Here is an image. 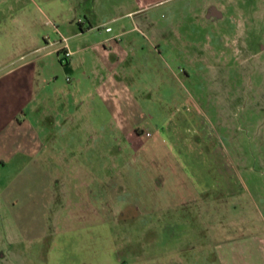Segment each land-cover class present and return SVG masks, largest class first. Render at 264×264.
<instances>
[{
    "label": "rangeland",
    "instance_id": "374dc122",
    "mask_svg": "<svg viewBox=\"0 0 264 264\" xmlns=\"http://www.w3.org/2000/svg\"><path fill=\"white\" fill-rule=\"evenodd\" d=\"M145 1L146 6H141L124 0L127 6L114 10L113 21L98 29L86 30L90 22H85L83 35L72 38L73 45H92L75 52L67 61L54 60L51 68L55 72L47 91L54 83L62 82L73 89L72 85L79 82L75 94L80 101L72 119L61 123L64 127L60 130L52 125L55 110L45 106L49 112L36 129L45 150L18 154L0 165V252L6 253L0 264H183L180 249L189 254V262L184 264H218L214 257H195L197 248L188 246L195 238L187 232L189 241L181 240L182 227L160 224L150 230L140 221L135 222L131 212L116 215L117 207L110 196L108 214H103V203L95 199H85L75 209H61L68 206L67 198L57 194L58 177L50 180L56 153L61 150L70 154L68 149L75 146L72 151L79 161L87 148L84 141L89 139L91 161L108 163L107 169L90 170L95 175L96 170L115 175L112 162L135 159L121 142L135 127L149 131L148 138L159 144L152 154L159 157V149H164L171 162H181L177 144L172 141L181 137L187 144L197 138L200 149H211L212 156H218L219 186L226 190L229 182L236 193L214 189L208 192L209 198L205 194L209 199L202 206L205 215L195 222L198 229L202 228L201 221L209 230L213 228L212 232H204V241L230 238L227 229L243 222L239 218L242 209L248 210L257 224L253 210L264 203V15H260L264 8L259 7L258 0H206L209 11L206 7L201 12L205 0ZM2 2L0 19L9 12ZM130 2L136 3L135 8ZM12 7L14 12L19 9L18 4ZM132 8L137 10L127 17L125 11ZM217 10L223 13V22L209 16ZM246 18L252 22L245 23ZM4 25L0 22L1 32ZM106 25L112 28L109 34H123L111 41L118 44L104 55L102 45L93 43L103 39ZM73 27L79 30L76 23ZM164 33L173 38L164 39ZM62 37L54 33L45 36V41L53 44ZM154 45H158L157 50ZM219 50L220 54L215 55ZM200 53L202 58L196 60ZM35 56L26 55L27 59ZM47 73L40 75L44 78ZM55 75L58 80H54ZM111 78L116 87L109 85ZM96 84L104 86V98L95 93ZM116 88L121 94L118 98L110 92ZM91 91V97L83 101ZM172 114L173 121L169 119ZM174 122L183 128V135L167 134ZM113 138L119 139V144L112 153ZM211 141L214 148L210 147ZM103 146L105 150L100 151ZM151 150L142 148L139 158L150 159ZM78 163L84 167V162ZM204 168L210 171L207 162ZM51 195L53 199L48 198ZM58 221L64 227L75 226L57 232ZM46 224L54 227L41 235L39 228Z\"/></svg>",
    "mask_w": 264,
    "mask_h": 264
},
{
    "label": "crops",
    "instance_id": "0c3cea01",
    "mask_svg": "<svg viewBox=\"0 0 264 264\" xmlns=\"http://www.w3.org/2000/svg\"><path fill=\"white\" fill-rule=\"evenodd\" d=\"M123 1L3 0L2 3L8 6L9 12H6L5 17L0 19V22L5 24V29H2V32L0 31V56H2L0 59V165H4L6 160L18 154L27 155L37 153L40 149L45 150L44 145L39 142L38 130L36 131L40 121L44 120L49 112L44 109L45 106L50 107L51 111L55 110V114H52V125L58 126V130H60L64 127L61 123L72 119L76 105L80 101V97L75 94V88L79 82L72 85L73 89L62 82L54 83L51 85V90L47 91V86H49L51 77L55 72L51 66H54V60L60 61L62 57L61 48L64 42L60 40V42L54 41L53 44H50L45 41V36H51L54 33L56 36L63 34L66 38L67 48L71 52L67 58L69 60L75 52L85 50L92 45L90 43L80 44L77 47L73 45L72 38L75 39L83 35L84 23L90 22L86 30L92 31L101 27V24H106L110 20L113 21L114 10H118L124 5L127 6ZM128 1H136L137 4L141 3V6H146L145 0ZM258 1L259 7L264 8V0ZM131 2L130 6H136V3ZM152 2L157 4L161 0H152ZM13 4H18V11L14 12ZM206 7L208 9L205 0L200 6L201 12ZM134 8L127 9L124 14L127 17H132L137 10ZM206 11H209V9ZM242 13L245 12L242 10ZM211 15L218 18L217 21L223 22L221 20L223 13L220 10H217L215 14L209 12V16ZM248 21L249 23L252 22L247 18L244 22L248 23ZM74 23L78 25L79 30H74ZM23 24H29V26L26 27ZM107 27H110V30H105L106 34H104L103 39L93 43L95 46L102 45V54L104 55L110 54L115 45L118 44L117 42L114 45L111 41L116 40L123 34V32H117L111 35L109 33L112 28L109 25H106ZM141 35L143 34L141 33ZM162 35L164 39L173 38L171 34L164 33ZM134 38L138 39L137 37ZM106 43H109L108 47ZM157 46L154 45L153 48L157 50ZM28 54L37 56L27 59L26 55ZM201 54L197 58L195 57L196 60L202 58ZM219 54L220 50L215 52V55ZM45 56L49 57L47 61L43 60ZM44 71L48 73L43 78L40 73ZM55 77L56 79H53L58 80V75H55ZM109 81L111 87H116L113 78ZM69 82L72 83L73 80H69ZM94 87L95 93L104 98V86L96 84ZM110 92L115 93L117 98L121 96L117 88L110 90ZM92 93L93 91L86 93V98L84 96L81 98L84 97L83 101H85L88 96L91 97ZM108 95L111 96V94ZM173 115L175 116V114H172L169 117L171 121H173ZM163 125L165 124L163 123ZM133 130V133H126L125 138L123 135L124 140L121 139V142L123 144L124 141L123 148L125 150L134 153L135 159H131V162L126 159L123 162H112L111 167L115 168V175H109L106 172L107 170H96L98 175H95L90 170V167L107 169L108 163L91 161L89 156L91 141L89 139L84 141L85 148H87L86 151L84 150L82 158L79 157L80 159H78L80 162H84L83 168L78 163L79 161H76V155L73 154L72 150L76 148L75 146H73V149H68L70 154L61 153V150L56 153L55 159L57 161L52 162L54 171L50 174V180L55 181L58 177L59 189L57 194L61 193L67 198L68 206H63L61 209H75L78 203L83 200L92 201V199H95L103 203L101 207L102 209L104 207L103 214H108L110 204H108L107 198L110 196L114 199V205L117 207L116 215L119 213L121 215L125 211L127 213L131 212L130 215H137H134L133 218L136 219L135 222L140 221L141 224L147 225L145 229L153 230L156 228L155 226L160 224L176 225L182 227L183 234L180 238L187 242L189 241L187 240V232H190V236H194L195 242L189 241L188 246L197 248L195 251L196 258L201 256L214 257L218 264H264V203H262L261 208L253 210V217L254 220L256 218L257 224L252 222V214L248 210L242 209V215L240 214L239 218H242L243 222L238 225H229L227 229L230 238L226 241H204L202 239L204 232H212L213 228L209 230L201 221L202 228L198 229L195 222L199 220V217L202 219L205 215L202 212V206L206 200H209L208 192L217 189L218 192L221 190V192H227L229 195L236 193V189H234V186H230L229 182H227L226 190L221 189L219 186L221 176L218 156L213 157L211 149H200L197 138L187 144L186 139L181 137L172 140L175 145L177 144V156H179L181 162H171L167 158L168 151L166 152L164 149H159V154H161L159 157L152 154L153 150H157L159 144L157 141L148 138L150 136L149 131L144 132L139 127H135ZM166 132L170 135H183L184 130L174 122ZM141 136L142 139H140ZM111 141L114 145L111 149L113 153L114 148L119 144V139L113 138ZM104 146L107 148L106 145ZM104 146L100 147V151L105 150ZM214 146L215 143L211 141L210 147L214 148ZM145 147L152 148L149 154L151 158L143 161L142 157V159L139 158V152ZM120 151H122V148L119 149ZM205 162L210 166V171L205 170ZM223 177L225 176L223 175ZM205 194L208 197H206L207 199ZM48 198L53 199V196H48ZM215 198H218V196L212 199ZM23 205L27 206L28 202ZM11 207L9 208L11 209ZM211 217L213 220V212H211ZM69 225L71 227L75 226L74 224H66L65 227L69 228ZM51 226L54 227V224L40 226L39 232H42L41 235L43 232H51ZM65 227L59 221L55 223L57 232H62L66 229ZM7 236L8 234L5 235L6 240ZM188 255V252L180 249L179 260L181 263L189 262L186 259ZM5 259V251L0 252V263Z\"/></svg>",
    "mask_w": 264,
    "mask_h": 264
},
{
    "label": "built area",
    "instance_id": "2783aa9c",
    "mask_svg": "<svg viewBox=\"0 0 264 264\" xmlns=\"http://www.w3.org/2000/svg\"><path fill=\"white\" fill-rule=\"evenodd\" d=\"M106 30H110V27H107ZM62 41L64 42L63 47L61 48V55L62 59L67 60V58L70 56L71 52L68 50L67 45H66V38H62ZM149 135V133H147Z\"/></svg>",
    "mask_w": 264,
    "mask_h": 264
},
{
    "label": "trees",
    "instance_id": "16d2710c",
    "mask_svg": "<svg viewBox=\"0 0 264 264\" xmlns=\"http://www.w3.org/2000/svg\"><path fill=\"white\" fill-rule=\"evenodd\" d=\"M61 60H62V58H61Z\"/></svg>",
    "mask_w": 264,
    "mask_h": 264
}]
</instances>
